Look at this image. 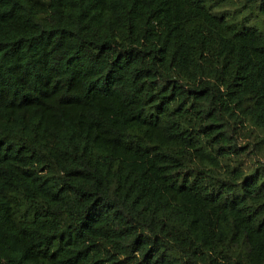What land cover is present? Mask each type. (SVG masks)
Masks as SVG:
<instances>
[{
  "label": "trees",
  "instance_id": "obj_1",
  "mask_svg": "<svg viewBox=\"0 0 264 264\" xmlns=\"http://www.w3.org/2000/svg\"><path fill=\"white\" fill-rule=\"evenodd\" d=\"M0 264H264V0H0Z\"/></svg>",
  "mask_w": 264,
  "mask_h": 264
}]
</instances>
